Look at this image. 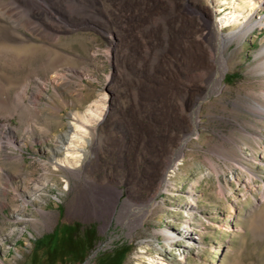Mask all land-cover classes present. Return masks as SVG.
<instances>
[{"label":"rangeland","instance_id":"1","mask_svg":"<svg viewBox=\"0 0 264 264\" xmlns=\"http://www.w3.org/2000/svg\"><path fill=\"white\" fill-rule=\"evenodd\" d=\"M103 7L84 25L16 48L26 57L21 68L0 62L9 76L34 77L22 112L0 118L11 124L14 142L0 149V170L11 175L10 181L0 176V264H44L49 247L59 255L53 264H264V73L256 70L264 60L256 57L264 28L227 47L225 88L201 100L198 135L189 136L190 123L168 127L166 80L146 84L138 106L140 56L116 8ZM174 88L189 118L196 98ZM152 89L162 95L163 111L154 116L162 121L159 141L148 129L138 140L134 120L142 108L139 118L150 124ZM98 102L106 115L92 119L78 171L53 168L75 114ZM188 136L171 184L161 190L158 173ZM35 183L43 187L34 195ZM57 227L68 229L70 251L56 238L42 250L39 241Z\"/></svg>","mask_w":264,"mask_h":264},{"label":"bare ground","instance_id":"2","mask_svg":"<svg viewBox=\"0 0 264 264\" xmlns=\"http://www.w3.org/2000/svg\"><path fill=\"white\" fill-rule=\"evenodd\" d=\"M200 1L0 0V62L6 67L21 68L26 57L15 51L16 48H20L34 38L46 40L53 37L60 29L84 25L85 21L98 15L101 6L115 7L118 19L124 21L129 28L130 44L134 53L140 56L139 61L136 62L139 75L134 80V96L138 106L145 96L143 88L148 83L152 87H157L166 80L170 88L175 86L176 92H191L196 101L191 104L189 118L183 114L184 109L179 107L174 98L175 93L170 88L166 91V97L164 96L166 101L164 115L168 127L177 124L185 126L190 123L193 128L189 136H197L201 100L212 92H219L225 88L223 80L227 70V60L224 53L227 47L232 42L242 41L256 29L264 28V14H262L264 0H206V5L201 4ZM228 27L231 29L226 31ZM142 54H144L143 59ZM263 55L264 45L256 57ZM148 65H150L149 69ZM256 70L264 73V60L258 63ZM31 80L14 78L5 72H0V118L5 116L4 114L13 117L22 112L25 104L23 96L28 95L27 90ZM126 90L127 88L124 87V91ZM152 90L149 95L152 103L147 112L151 116L150 124L144 125L141 122L139 117L143 112L142 108L138 109V118L134 120L133 128L138 140L142 139L148 129L154 141H159L156 135L161 132L162 121L155 119L154 116H158L157 113L163 111L159 99L162 95L160 90ZM29 98L35 99V94L32 93ZM31 103L33 104L32 100ZM99 104L98 102L84 114H75V122L70 126L69 140H60L65 153L62 158L54 161L53 168H63L72 173L78 171L83 156L82 144L92 119H96L102 113L106 115L105 105ZM126 107L123 105V108ZM7 115L5 117H8ZM12 130L10 123L0 122V149L14 146L10 136ZM189 136L181 142L175 154L176 158L168 162L165 167L167 170L164 169L163 174L158 173L161 178V190L167 191L168 185L171 184L170 174L180 165L179 157L184 156V147ZM8 157L5 154V158ZM16 158L21 160L22 155H17ZM0 171V176L4 173L3 177L7 181L11 180V175L5 174L3 168ZM42 187L43 185L35 183L32 188L34 195ZM14 191L18 194L16 189ZM195 202L192 199L190 206ZM154 205L153 202L149 210ZM163 233L170 240H174L175 235L172 232L164 230Z\"/></svg>","mask_w":264,"mask_h":264},{"label":"trees","instance_id":"3","mask_svg":"<svg viewBox=\"0 0 264 264\" xmlns=\"http://www.w3.org/2000/svg\"><path fill=\"white\" fill-rule=\"evenodd\" d=\"M67 233H68V229L64 228V229L60 230V227H57L55 229V231L52 233L50 239L49 240H40L39 245H42V247H43L42 250H45L46 248H48V246H50V243H51L50 240L56 238L57 240L60 241V245L64 244L65 248H67L70 251V249H71L70 248L71 247L70 240H72V239L70 236H67ZM35 250H37V251H35L36 254L39 255L40 248L36 247ZM55 252H56V249L53 250V248L50 249V247H49L46 254L44 255L45 256V258H44L45 263L44 264H53V263H51L52 260H55L59 257V255H57Z\"/></svg>","mask_w":264,"mask_h":264}]
</instances>
